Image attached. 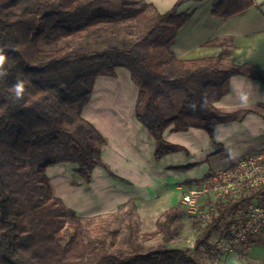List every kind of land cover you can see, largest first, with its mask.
Returning a JSON list of instances; mask_svg holds the SVG:
<instances>
[{
    "label": "trees",
    "instance_id": "obj_1",
    "mask_svg": "<svg viewBox=\"0 0 264 264\" xmlns=\"http://www.w3.org/2000/svg\"><path fill=\"white\" fill-rule=\"evenodd\" d=\"M83 1L0 0V47L8 56V74L0 77V264H203L195 254L210 244L215 233L226 230L230 235L231 217L246 202L264 204V188L246 190L238 199L217 200L209 220L193 216L194 249H180L168 246L179 236L185 217L182 206L168 209L157 221V230L142 234L138 219L121 237L120 226L108 220L122 212L133 220L135 203L116 214L80 217L55 196L47 170L71 162L88 182L94 169L102 167L128 183L103 160L106 141L82 117L96 78L116 77L119 67L129 69L139 86L136 116L156 140V161L173 153L189 154L185 147L164 139L172 125L175 132L203 129L214 141L217 125L243 121L252 110L225 111L215 102L229 92L232 77L264 84V76L251 63H236L229 50L216 57L177 58L173 44L193 15L180 8L191 0H178L165 14L143 1L130 0L118 16L99 14L90 20L83 16L91 4ZM254 6L256 0H217L211 14L227 20ZM146 21L145 32L128 43L113 33L106 36L109 27L124 28L133 36L129 29ZM86 37L94 38L95 48L44 47ZM18 78L31 82L19 101L9 91ZM178 99L181 108L165 116L162 101ZM201 182L190 181L187 186ZM158 237L159 248L149 249L143 243Z\"/></svg>",
    "mask_w": 264,
    "mask_h": 264
},
{
    "label": "crops",
    "instance_id": "obj_2",
    "mask_svg": "<svg viewBox=\"0 0 264 264\" xmlns=\"http://www.w3.org/2000/svg\"><path fill=\"white\" fill-rule=\"evenodd\" d=\"M139 1L165 14L178 0ZM216 2L191 0L182 5L181 12L193 15L173 44L177 58L216 57L229 50L236 63H252L259 68L249 56L264 48V0H256V6L227 20L211 14ZM252 36L256 39L250 40ZM210 42L213 44L208 45ZM241 55L246 56L241 58ZM138 94L139 86L130 70L119 67L116 77L96 78L91 100L82 112V117L106 141L102 148L103 160L117 177L128 183L111 177L102 167L94 169L88 182L76 172L78 165L71 162H61L47 170L55 196L80 217L116 214L132 202L138 212L142 206L151 208L152 218L156 217L152 224L156 225L163 205H167L163 212L181 205L182 197L178 200L170 190L183 195V189L189 188L188 182L202 181L216 170L233 166L239 158L264 150V84L260 80L234 76L229 92L215 102L221 110L248 109L253 113L243 121L217 125L214 141L203 129L175 132V125L170 126L163 134L164 139L185 147L189 154L173 153L160 161L154 157L155 138L136 116ZM186 166L190 168L177 169ZM148 220L145 218L142 224L147 226ZM225 236L227 232L221 235ZM209 254L214 260L215 252ZM221 261L220 264H264V235L248 246L245 256L238 252L222 257Z\"/></svg>",
    "mask_w": 264,
    "mask_h": 264
},
{
    "label": "built area",
    "instance_id": "obj_3",
    "mask_svg": "<svg viewBox=\"0 0 264 264\" xmlns=\"http://www.w3.org/2000/svg\"><path fill=\"white\" fill-rule=\"evenodd\" d=\"M264 188V150L239 158L228 168H221L207 175L200 185L183 189L181 206L186 216H200L209 220L215 210L214 202L219 199H238L246 190ZM210 206L201 210L202 199ZM231 233L222 237L213 246L219 258L228 256L242 247H247L264 235V204L255 200L246 202L231 217Z\"/></svg>",
    "mask_w": 264,
    "mask_h": 264
},
{
    "label": "rangeland",
    "instance_id": "obj_4",
    "mask_svg": "<svg viewBox=\"0 0 264 264\" xmlns=\"http://www.w3.org/2000/svg\"><path fill=\"white\" fill-rule=\"evenodd\" d=\"M125 1H130V0H111V1H104V0H84L83 2L86 4H91L89 9L84 13L83 18L85 20H90L91 18L99 15V14H110V15H116L118 16L119 14V10L121 8V6L123 5V3ZM153 12V11H151ZM148 22H142L141 24L136 25V28L134 29H129L132 31L133 36H130L127 33V30L122 28H118L117 31L115 28L113 27H109L108 28V33L106 34V36H110L111 33L115 34L116 38H118L120 41H124L125 43H128L129 41H131V39H134L136 36L141 35L142 33L145 32V30L147 29L148 26ZM256 39L255 36H252L250 38V40ZM95 40L93 37H86V38H74L71 40H59L57 42H54L52 44H45L44 47H49V48H60L63 47L65 45H70V47L72 48L73 51H78V50H89V49H93L95 48ZM246 55H241V58H244ZM251 60H255V62H257V64H259V68H256V66L254 64H252L253 67H255V69L264 76V48L263 49H258V51H254L250 56ZM182 106V100L178 99L175 100L174 102H168V101H162V110L163 113L165 114V116H172L176 111H178ZM172 191V193L176 196V198H178V200L182 197V193H178L177 191L170 190ZM201 203V210L203 212L206 211V208L210 206V201L208 199H202L200 201ZM181 207V205H179ZM163 208H167V205H163L162 208H160L162 210L161 214L159 212L160 215H158V220H163L164 219V209ZM182 209V207H181ZM153 211L151 210V208H149L148 206H142L140 212L137 211L135 212L136 217L133 218V220L128 221L125 213L122 212V214H118L119 216L116 218H110L108 221L109 222H114V226L119 225L120 226V232L119 235L121 237H123L125 235V233L128 231V224L131 222L133 224V222H136L138 219L140 221V231L141 233H150L153 232L155 230H157V223L156 225L152 224L154 223L156 217H153ZM186 216V215H185ZM149 219L146 222L147 226H144V224H142V220L144 219ZM157 220V221H158ZM193 217H188L186 216V219H182L181 221V227L179 230V236L177 237V239L173 240V242L168 246L170 248H180V249H185V248H189V249H194L195 246V235H194V230L192 228L193 225ZM146 227V228H145ZM224 233H226V230L221 231L219 233H215L213 235V237L210 240V244L206 247H204L201 251L200 254H195L202 262L203 264H220L221 258H219V260H217L216 255L214 254L215 258L213 260V257H209L208 255L209 252L213 253V246L217 243V241H219L222 237L221 235H224ZM216 239V240H214ZM214 240V241H212ZM144 245L146 247H148L149 249L151 248H159L160 245H162V240L161 237L155 238V239H151L149 241H145L143 242ZM248 250V246L244 248H239L238 250H236L234 253L229 254L228 256H231L233 254H237L238 252L242 255H246ZM205 254V255H204ZM221 261V262H220Z\"/></svg>",
    "mask_w": 264,
    "mask_h": 264
},
{
    "label": "clouds",
    "instance_id": "obj_5",
    "mask_svg": "<svg viewBox=\"0 0 264 264\" xmlns=\"http://www.w3.org/2000/svg\"><path fill=\"white\" fill-rule=\"evenodd\" d=\"M8 61V56L5 53V49L0 47V77H5L8 73L5 69V65ZM31 82L27 79L18 78L16 83L9 90L14 99L19 101L24 98L26 88L29 87Z\"/></svg>",
    "mask_w": 264,
    "mask_h": 264
},
{
    "label": "bare ground",
    "instance_id": "obj_6",
    "mask_svg": "<svg viewBox=\"0 0 264 264\" xmlns=\"http://www.w3.org/2000/svg\"><path fill=\"white\" fill-rule=\"evenodd\" d=\"M249 246V245H248ZM244 248V247H243Z\"/></svg>",
    "mask_w": 264,
    "mask_h": 264
}]
</instances>
